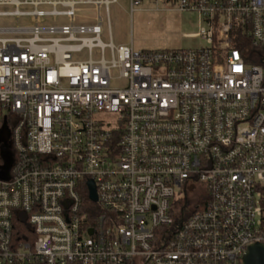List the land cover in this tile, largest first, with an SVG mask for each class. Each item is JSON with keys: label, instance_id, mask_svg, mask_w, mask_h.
<instances>
[{"label": "built area", "instance_id": "2783aa9c", "mask_svg": "<svg viewBox=\"0 0 264 264\" xmlns=\"http://www.w3.org/2000/svg\"><path fill=\"white\" fill-rule=\"evenodd\" d=\"M118 1L0 0L17 20L0 27V264H242L264 244V0H127L195 13L206 42L141 52L112 43ZM79 6L103 10L108 44Z\"/></svg>", "mask_w": 264, "mask_h": 264}, {"label": "rangeland", "instance_id": "374dc122", "mask_svg": "<svg viewBox=\"0 0 264 264\" xmlns=\"http://www.w3.org/2000/svg\"><path fill=\"white\" fill-rule=\"evenodd\" d=\"M0 7V11H12ZM29 10V9H21ZM110 32L112 43L117 46L130 47L136 52L161 50H187L206 46L205 40L198 37L200 21L195 13L169 10L157 11L147 4L130 16L127 0H119L110 6ZM103 19L101 41L108 44L107 28L103 10L97 11L91 6H79L74 11L76 25H93L97 15ZM69 20L62 17H49L41 20L40 25L51 26L67 24ZM17 20L12 17H0V27L15 26ZM19 25L29 24L27 18H21ZM97 57L98 51L92 52ZM87 51L73 55V60H81ZM1 162V160H0Z\"/></svg>", "mask_w": 264, "mask_h": 264}, {"label": "water", "instance_id": "95a60500", "mask_svg": "<svg viewBox=\"0 0 264 264\" xmlns=\"http://www.w3.org/2000/svg\"><path fill=\"white\" fill-rule=\"evenodd\" d=\"M6 169H8V167ZM87 186L89 190V200L95 203L97 201V196L92 181H89ZM91 232L92 231H89V233ZM242 264H264V244L249 246L242 257Z\"/></svg>", "mask_w": 264, "mask_h": 264}, {"label": "flooded vegetation", "instance_id": "af4514ba", "mask_svg": "<svg viewBox=\"0 0 264 264\" xmlns=\"http://www.w3.org/2000/svg\"><path fill=\"white\" fill-rule=\"evenodd\" d=\"M11 153L10 135L7 131L0 132V152Z\"/></svg>", "mask_w": 264, "mask_h": 264}, {"label": "trees", "instance_id": "16d2710c", "mask_svg": "<svg viewBox=\"0 0 264 264\" xmlns=\"http://www.w3.org/2000/svg\"><path fill=\"white\" fill-rule=\"evenodd\" d=\"M85 202H86V204H87V205H89V206H91V205H92V204H91V203L88 201V199H87V198L85 199Z\"/></svg>", "mask_w": 264, "mask_h": 264}]
</instances>
